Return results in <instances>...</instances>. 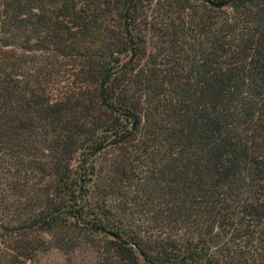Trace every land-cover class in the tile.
I'll use <instances>...</instances> for the list:
<instances>
[{
    "label": "trees",
    "instance_id": "1",
    "mask_svg": "<svg viewBox=\"0 0 264 264\" xmlns=\"http://www.w3.org/2000/svg\"><path fill=\"white\" fill-rule=\"evenodd\" d=\"M52 249L264 264V0H0V264Z\"/></svg>",
    "mask_w": 264,
    "mask_h": 264
},
{
    "label": "rangeland",
    "instance_id": "2",
    "mask_svg": "<svg viewBox=\"0 0 264 264\" xmlns=\"http://www.w3.org/2000/svg\"><path fill=\"white\" fill-rule=\"evenodd\" d=\"M148 53L152 52L153 47L149 44L148 45ZM93 159H89L91 163ZM101 161L99 158L98 163ZM80 157L76 158V161L73 163V172L76 176H78L80 169ZM88 166V165H87ZM88 170V167H87ZM90 170V167H89ZM83 174V172H82ZM90 177H85L82 175L81 184L84 183L87 186H91L93 182L89 181ZM94 178V177H93ZM83 179L87 180L83 182ZM32 264H96V255L92 250L89 249H81L77 250L75 253L66 255L60 250L52 249L46 253L40 254Z\"/></svg>",
    "mask_w": 264,
    "mask_h": 264
}]
</instances>
